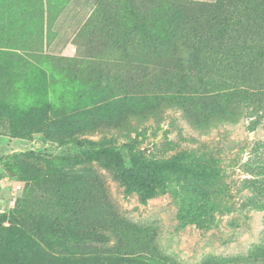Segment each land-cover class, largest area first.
Segmentation results:
<instances>
[{
	"label": "rangeland",
	"instance_id": "374dc122",
	"mask_svg": "<svg viewBox=\"0 0 264 264\" xmlns=\"http://www.w3.org/2000/svg\"><path fill=\"white\" fill-rule=\"evenodd\" d=\"M188 1L0 0V264H264V0Z\"/></svg>",
	"mask_w": 264,
	"mask_h": 264
},
{
	"label": "trees",
	"instance_id": "16d2710c",
	"mask_svg": "<svg viewBox=\"0 0 264 264\" xmlns=\"http://www.w3.org/2000/svg\"><path fill=\"white\" fill-rule=\"evenodd\" d=\"M136 1H142V2H148L150 4H157L161 6L162 8L166 9L167 12L159 18L163 23L164 26L167 29H170L173 31V33L170 35L168 41L172 43H176V45H188L190 43L196 42L197 37L196 34H198V26H200V21L197 17L196 14V9L198 8L195 6L196 4H192L190 1H182V0H136ZM184 2V3H181ZM245 0H216V8H222L225 4L229 3L230 5L232 4H243ZM205 6V5H201ZM196 8V9H195ZM204 12L206 14H211V11H209V8L205 6ZM200 12V10H199ZM196 14V15H195ZM213 17V16H212ZM218 20L215 16L212 18V20ZM222 23H227L230 24L231 20L224 18L223 20H220ZM240 24L242 25L240 27ZM256 25V23H253V26ZM237 26L239 27V32L237 34H242L248 32L246 29L247 27L251 28V24L247 23L246 25L240 21H237ZM224 27V26H223ZM229 26H225V28H229ZM191 28V29H190ZM191 31V32H190ZM243 32V33H242ZM219 42H221L223 39H216ZM138 43V41H137ZM136 43V44H137ZM194 44V43H193ZM158 47H162L159 42H154L151 45H147V49L152 48V53L156 52ZM124 180L133 186H143L147 190H153L160 184L150 180V179H143L140 177L135 176L134 174L130 172H123L122 173ZM21 229H14L13 231L11 230V236L9 241L17 242L18 237L20 236Z\"/></svg>",
	"mask_w": 264,
	"mask_h": 264
},
{
	"label": "crops",
	"instance_id": "0c3cea01",
	"mask_svg": "<svg viewBox=\"0 0 264 264\" xmlns=\"http://www.w3.org/2000/svg\"><path fill=\"white\" fill-rule=\"evenodd\" d=\"M74 50H72V52H73Z\"/></svg>",
	"mask_w": 264,
	"mask_h": 264
}]
</instances>
